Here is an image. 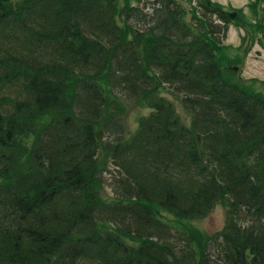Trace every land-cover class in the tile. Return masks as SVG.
<instances>
[{"label":"trees","instance_id":"trees-1","mask_svg":"<svg viewBox=\"0 0 264 264\" xmlns=\"http://www.w3.org/2000/svg\"><path fill=\"white\" fill-rule=\"evenodd\" d=\"M248 5L0 0V264H264V96L217 24L264 46ZM113 93L150 110L129 134Z\"/></svg>","mask_w":264,"mask_h":264},{"label":"rangeland","instance_id":"rangeland-1","mask_svg":"<svg viewBox=\"0 0 264 264\" xmlns=\"http://www.w3.org/2000/svg\"><path fill=\"white\" fill-rule=\"evenodd\" d=\"M121 1V0H120ZM184 6L188 11L186 16L187 20L191 18V8L193 6L200 7L201 0H177ZM221 3L229 13H236L232 11L231 8H242L246 15H250L251 9H249L248 3L250 0H214ZM129 3L138 8V10L147 13L146 16L153 12V0H129ZM252 13V11H251ZM207 18L213 19L217 22L216 16L207 15ZM219 37L222 42L228 44L226 53L228 56H232L229 59L235 67V74L232 78L239 80L240 84L247 85L251 90L257 91L264 96V46L259 44V41H247L243 42L241 40V35L243 30L233 22H219ZM232 68L233 66H229ZM115 95V99L111 98L106 106V115L112 116L118 120L124 130L125 134H129L134 131L137 126V120L140 116L149 113V109L145 108L135 101L128 99L127 97ZM167 98L174 100L176 105L180 107L179 103L174 95H165ZM180 109V108H179ZM105 140L113 139L111 134L105 133ZM117 169L110 162L107 166L106 171L103 174L104 181V196L110 198L113 196V192L110 188V181L115 174H117ZM226 207L224 205L218 204L213 207V209L202 219L195 221L196 226L200 229L206 231L207 233H214L219 231L225 222Z\"/></svg>","mask_w":264,"mask_h":264}]
</instances>
